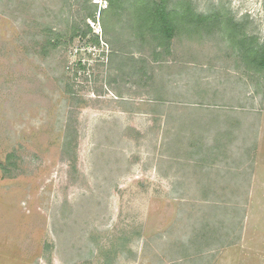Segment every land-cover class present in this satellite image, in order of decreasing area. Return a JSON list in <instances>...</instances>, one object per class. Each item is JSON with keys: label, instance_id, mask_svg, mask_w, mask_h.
<instances>
[{"label": "rangeland", "instance_id": "374dc122", "mask_svg": "<svg viewBox=\"0 0 264 264\" xmlns=\"http://www.w3.org/2000/svg\"><path fill=\"white\" fill-rule=\"evenodd\" d=\"M153 1L0 0V264H264V0Z\"/></svg>", "mask_w": 264, "mask_h": 264}, {"label": "trees", "instance_id": "16d2710c", "mask_svg": "<svg viewBox=\"0 0 264 264\" xmlns=\"http://www.w3.org/2000/svg\"><path fill=\"white\" fill-rule=\"evenodd\" d=\"M108 1L110 8H114V5L120 0ZM169 2L170 0H154L151 5L146 4L141 9L142 13L140 18L143 26H149L152 30L163 33L166 40H171L174 37L177 28L176 20L179 15L181 17L183 15L182 11L170 10L168 7ZM188 15V13L185 14V16ZM201 18L203 16H200L199 19ZM243 48L247 49L245 45H243ZM247 50L252 54L251 62L264 68V41L257 47L251 46Z\"/></svg>", "mask_w": 264, "mask_h": 264}, {"label": "crops", "instance_id": "0c3cea01", "mask_svg": "<svg viewBox=\"0 0 264 264\" xmlns=\"http://www.w3.org/2000/svg\"><path fill=\"white\" fill-rule=\"evenodd\" d=\"M212 164V163H211ZM214 166V165H213ZM216 166V165H215ZM254 173H255V170H254Z\"/></svg>", "mask_w": 264, "mask_h": 264}]
</instances>
